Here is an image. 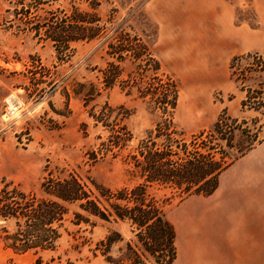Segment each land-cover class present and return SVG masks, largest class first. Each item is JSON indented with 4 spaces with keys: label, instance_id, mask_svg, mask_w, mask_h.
<instances>
[{
    "label": "rangeland",
    "instance_id": "rangeland-1",
    "mask_svg": "<svg viewBox=\"0 0 264 264\" xmlns=\"http://www.w3.org/2000/svg\"><path fill=\"white\" fill-rule=\"evenodd\" d=\"M166 2H172L168 10L160 7ZM221 5L231 6L233 26L264 33V12L255 11L252 0ZM140 11L156 26L154 37ZM200 16L191 0H0V190L10 182L40 199L43 180L71 176L91 198L111 195L146 184L145 154L161 151L179 169L201 147H209L215 160L257 135L243 155L234 150L211 195L221 194L230 181L253 180L264 199V107L253 108L264 104V73L250 72L264 61V45L244 52L238 38L222 42V30ZM61 30L76 40L68 48L46 37ZM247 54L234 63L231 76V60ZM244 85L256 93L262 88V95H253L255 105H242ZM223 111L250 133L248 142L239 131L228 145L209 133ZM174 183L153 185L151 193L163 202L177 233L183 214L204 199L187 196ZM68 209L71 217L75 208ZM89 221L92 226L67 223L70 232H79L64 236L41 264H126V244L134 241L129 224ZM111 233L119 237L108 262L95 244ZM35 258L0 244V264H34Z\"/></svg>",
    "mask_w": 264,
    "mask_h": 264
},
{
    "label": "trees",
    "instance_id": "trees-1",
    "mask_svg": "<svg viewBox=\"0 0 264 264\" xmlns=\"http://www.w3.org/2000/svg\"><path fill=\"white\" fill-rule=\"evenodd\" d=\"M248 5V12L254 20L253 9L250 4ZM139 16L153 29L151 36L154 37L156 26L142 11ZM238 19L256 28L246 18ZM46 37L53 46L57 47L63 45L68 48L70 42L76 41L69 39L62 30ZM250 56L247 54L234 57L229 69H232L234 63L243 57L247 59ZM250 72L264 73V61L258 60L255 69ZM232 75L235 76L233 69ZM262 88H258L259 92ZM245 89L246 100L242 105H248L247 103L255 105L253 95H262V93H256V90L249 85ZM262 107L264 104L258 103L253 108L259 110ZM234 122L235 120L229 119L223 111L211 125L209 133L224 145H228L234 132L239 131L245 140L248 139L250 133L245 129L239 130L233 124ZM256 140L257 135H254V139L250 142L246 140L248 143L245 146L232 147V150L234 153L236 151L239 155H243ZM234 153L221 155L213 160L210 148L201 147L196 159L185 163L179 169H173L161 151L148 153L143 155L141 170L146 184H138L131 189L120 190L111 195L97 193L98 195L92 198L71 176L59 180L50 177L43 180L40 185L42 193L40 199L29 198L27 194L9 182L0 190V244L15 254L31 253L36 257L34 264H41L42 256L56 252L64 236H75L79 232V228L73 230L75 234L70 232L67 223L69 226L80 224L92 226L90 218L104 222L121 221L129 224L134 235L133 244H126V254L122 262L172 264L176 258L175 230L165 217L163 202L158 201L151 193L155 189L153 185L159 187L165 185L170 179H176L177 184L174 183V186L186 191L187 196H209L217 188L218 176L229 165ZM157 162H165V164L158 165ZM68 207L75 208L71 217L68 215ZM116 237H119L117 233H111L95 244V251H98V254L108 262H113L110 251L117 243Z\"/></svg>",
    "mask_w": 264,
    "mask_h": 264
},
{
    "label": "crops",
    "instance_id": "crops-1",
    "mask_svg": "<svg viewBox=\"0 0 264 264\" xmlns=\"http://www.w3.org/2000/svg\"><path fill=\"white\" fill-rule=\"evenodd\" d=\"M174 1L178 4V0ZM172 2L160 7L168 10ZM191 3L202 13L200 19L222 30L217 36L222 42L238 38L244 52L264 45V33L246 25L233 26V10L231 6L223 7L221 0H191ZM252 3L255 11L264 12V0ZM164 21L172 23L166 17ZM162 32L166 34L161 29ZM259 183L233 180L217 196H197L204 201L183 214L175 231L176 258L172 264H264V199L259 197L262 189Z\"/></svg>",
    "mask_w": 264,
    "mask_h": 264
},
{
    "label": "built area",
    "instance_id": "built-area-1",
    "mask_svg": "<svg viewBox=\"0 0 264 264\" xmlns=\"http://www.w3.org/2000/svg\"><path fill=\"white\" fill-rule=\"evenodd\" d=\"M15 111H16V108H14V109H8L9 116L13 115L15 113Z\"/></svg>",
    "mask_w": 264,
    "mask_h": 264
}]
</instances>
